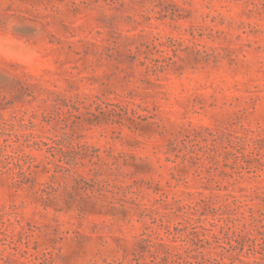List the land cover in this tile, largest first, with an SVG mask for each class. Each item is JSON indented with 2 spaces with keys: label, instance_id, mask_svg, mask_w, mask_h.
Listing matches in <instances>:
<instances>
[{
  "label": "rangeland",
  "instance_id": "374dc122",
  "mask_svg": "<svg viewBox=\"0 0 264 264\" xmlns=\"http://www.w3.org/2000/svg\"><path fill=\"white\" fill-rule=\"evenodd\" d=\"M0 264H264V0H0Z\"/></svg>",
  "mask_w": 264,
  "mask_h": 264
}]
</instances>
